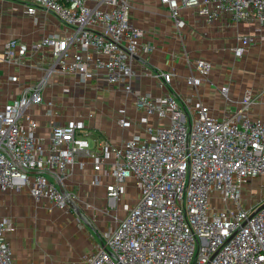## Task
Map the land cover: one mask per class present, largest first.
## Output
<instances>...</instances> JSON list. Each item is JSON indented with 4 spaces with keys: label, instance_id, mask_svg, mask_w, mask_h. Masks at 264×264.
<instances>
[{
    "label": "built area",
    "instance_id": "obj_1",
    "mask_svg": "<svg viewBox=\"0 0 264 264\" xmlns=\"http://www.w3.org/2000/svg\"><path fill=\"white\" fill-rule=\"evenodd\" d=\"M178 28L182 8L194 9L208 24L227 18L234 24L253 23L254 34L264 28V0H161ZM28 13L42 10L66 27L64 36L51 33L29 44L12 37L3 58L21 64L31 50H47L52 62L45 76L19 99L0 108V193L27 190L36 200L48 199L59 208L99 209L112 220L101 232V243L86 264H264V185L259 197L245 194L253 180L264 177V117L249 118L258 95L244 93L237 110L221 117L208 104L191 96L183 103L169 92L164 103L150 93L135 95L133 60L142 45L143 29L131 18L132 0H25ZM250 34L237 37L233 48L242 56L252 43ZM212 61L197 58L186 77L198 87L212 70ZM90 69L105 73L108 84L133 99L138 112L156 114L164 124L139 122L145 135L121 143L101 136L91 145L84 123L71 120L54 126L48 146L37 135L38 122L26 113L29 105L45 101L43 88L59 71L82 80ZM173 73L161 72L171 84ZM229 86L221 87L228 97ZM51 106L52 101L48 102ZM118 123L129 128L136 120L127 106ZM91 162L92 184L105 186V206L82 200L79 189L67 188L69 167ZM137 188L135 202L120 201ZM123 211V209H121ZM8 218H0V264H14L6 238Z\"/></svg>",
    "mask_w": 264,
    "mask_h": 264
},
{
    "label": "crops",
    "instance_id": "obj_2",
    "mask_svg": "<svg viewBox=\"0 0 264 264\" xmlns=\"http://www.w3.org/2000/svg\"><path fill=\"white\" fill-rule=\"evenodd\" d=\"M132 5L131 18L144 31L142 45L153 46L150 52L142 48L133 60L135 95L150 93L158 103H164L169 93L181 103L191 96L192 105L200 99L211 107L213 115L221 117L237 110L244 93L251 90L258 99L249 118L264 117V28L262 34H254L255 24L237 25L225 17L208 24L188 8L180 10L184 25L178 28L161 0H132ZM66 31L67 27L51 13H28L25 0H0V108L36 85L45 76L44 68L52 62L47 50H31L21 64L9 63L3 58L5 42L18 37L32 44L51 33L64 36ZM241 34H250L253 40L245 53L237 57L233 48ZM197 58L213 63L198 92L186 81ZM161 72L174 74L171 84L163 80ZM224 85L229 86V99L221 92ZM43 95L45 101L29 105L26 113L37 120V135L45 146L49 145L53 127L71 120L84 123L93 146L101 136L117 144L134 134L143 135L139 122L145 117L153 125L168 122L156 114L138 112L133 99L108 84L105 73L93 69L86 80L75 73L53 72ZM124 105L137 122L129 128L121 127L117 121L118 111ZM94 174L88 161L84 168L69 167L64 183L69 189H79L83 201L103 207L105 186L92 184ZM81 211L82 215H77L74 208L65 210L48 199L36 200L25 189L0 193V218L11 221L6 238L13 263L86 264L88 256L100 245L101 232L112 217L99 209L82 206Z\"/></svg>",
    "mask_w": 264,
    "mask_h": 264
},
{
    "label": "rangeland",
    "instance_id": "obj_3",
    "mask_svg": "<svg viewBox=\"0 0 264 264\" xmlns=\"http://www.w3.org/2000/svg\"><path fill=\"white\" fill-rule=\"evenodd\" d=\"M156 121L157 120H155L154 124L157 123ZM139 130H140V128L137 131H139ZM143 135H145L144 132H143ZM263 185H264V177L257 178L255 180H253V182L246 188L245 194L254 193V194H256V198H257V197H259V195L262 191ZM136 198H137V188L136 187L129 188V190L122 196V201L119 204L120 205L119 214L121 213L122 215H124L125 205L127 203L129 204V203L135 202ZM105 204H106V202L104 203V205ZM121 209H123V211Z\"/></svg>",
    "mask_w": 264,
    "mask_h": 264
},
{
    "label": "water",
    "instance_id": "obj_4",
    "mask_svg": "<svg viewBox=\"0 0 264 264\" xmlns=\"http://www.w3.org/2000/svg\"><path fill=\"white\" fill-rule=\"evenodd\" d=\"M73 208H75V210H76L78 213L80 212V210H79L78 207L74 206Z\"/></svg>",
    "mask_w": 264,
    "mask_h": 264
}]
</instances>
